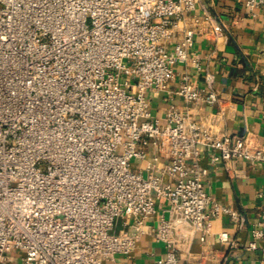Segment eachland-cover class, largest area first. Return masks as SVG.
<instances>
[{
  "label": "built area",
  "instance_id": "2783aa9c",
  "mask_svg": "<svg viewBox=\"0 0 264 264\" xmlns=\"http://www.w3.org/2000/svg\"><path fill=\"white\" fill-rule=\"evenodd\" d=\"M245 6L254 14L264 0ZM198 34L211 40L206 56ZM226 36L200 0H0V264L14 250L24 264H106L149 233L165 251L147 264H187L178 243H206L215 216L244 224L206 191L201 158L209 147L213 167L264 162V143L216 133L172 100L164 121L150 106L159 92L219 104L208 62ZM244 246L264 249V206ZM196 255L207 264L214 253Z\"/></svg>",
  "mask_w": 264,
  "mask_h": 264
},
{
  "label": "crops",
  "instance_id": "0c3cea01",
  "mask_svg": "<svg viewBox=\"0 0 264 264\" xmlns=\"http://www.w3.org/2000/svg\"><path fill=\"white\" fill-rule=\"evenodd\" d=\"M200 1L225 25L227 32L213 59L208 62L215 74V88L221 100L219 104L190 105L176 93L171 98L165 92L151 93L152 112L164 121L166 107L172 100L181 110L189 109L194 117L216 133L248 135L264 143V9L258 7L253 14L246 8L245 0ZM195 12L200 14L203 10L198 8ZM181 34L182 31L178 30L176 38ZM210 43L209 36L198 34L195 48L206 56ZM182 69V66L178 67V72ZM179 76L180 73L172 81V89L178 87ZM195 81L201 84L203 77L197 75ZM154 150V146H150L148 158L152 157ZM210 151L205 147L201 158L202 163L209 167L205 178L206 191L213 200L237 209L244 217V224L239 227L230 215H217L207 242L199 239L179 242L178 255L184 263L195 264L196 253L210 249L214 255L207 264H264L263 248L247 249L244 246L250 238L251 227L261 218L264 206V162L237 158L228 163L229 169L224 164L213 167L209 160ZM135 162L137 166L144 165L143 161ZM165 209L167 204L158 207V212L149 219L155 228L159 225V213ZM120 222L118 220L115 230L122 228ZM220 231H228L236 244L223 242L219 237ZM164 251V243L149 233L142 236L130 256L118 255L106 264H147ZM12 254L19 259L11 263L22 262L19 254Z\"/></svg>",
  "mask_w": 264,
  "mask_h": 264
},
{
  "label": "rangeland",
  "instance_id": "374dc122",
  "mask_svg": "<svg viewBox=\"0 0 264 264\" xmlns=\"http://www.w3.org/2000/svg\"><path fill=\"white\" fill-rule=\"evenodd\" d=\"M13 252L19 254V256H22V252L20 250H14ZM6 264H24V262L23 261L22 262L19 261V262H16V263L9 262V263H6Z\"/></svg>",
  "mask_w": 264,
  "mask_h": 264
}]
</instances>
